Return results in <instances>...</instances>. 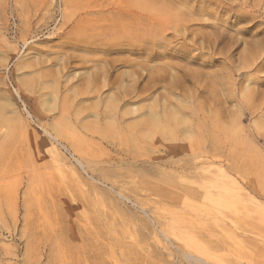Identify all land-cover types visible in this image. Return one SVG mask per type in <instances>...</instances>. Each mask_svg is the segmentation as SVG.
Instances as JSON below:
<instances>
[{
    "label": "rangeland",
    "instance_id": "rangeland-1",
    "mask_svg": "<svg viewBox=\"0 0 264 264\" xmlns=\"http://www.w3.org/2000/svg\"><path fill=\"white\" fill-rule=\"evenodd\" d=\"M107 1L0 0V264H264V0Z\"/></svg>",
    "mask_w": 264,
    "mask_h": 264
},
{
    "label": "bare ground",
    "instance_id": "bare-ground-1",
    "mask_svg": "<svg viewBox=\"0 0 264 264\" xmlns=\"http://www.w3.org/2000/svg\"><path fill=\"white\" fill-rule=\"evenodd\" d=\"M106 1H107V0H106ZM112 1H113V0H112ZM112 1H111L110 4H112ZM117 1H118V0H117ZM117 1H115V2H117ZM130 1H131V0H130ZM130 1H129V2H130ZM107 2H108V1H107ZM115 2H114V3H115ZM122 2H123V0H122ZM132 2H133V1H132ZM142 2H143V1H142ZM105 3H106V2H105ZM118 3H119V1H118ZM123 3H125V1H124ZM133 3H135V2H133ZM143 3L145 4V2H143ZM103 4H104V3H103ZM119 4H121V3H119ZM125 4H128V3H125ZM135 4H137V3H135ZM135 4H134V5H135ZM122 5H123V4H122ZM130 5H131V2H130ZM137 5H138V4H137ZM116 6H117V5H116ZM142 6H143V4H142ZM145 6L147 7L148 5L145 4ZM145 6H143V7L146 8ZM105 7H107V6H105ZM114 7H115V5L113 6V8H114ZM107 8H108V7H107ZM118 8H119V7H118ZM151 8H152V7H151ZM97 9H98V7H97ZM115 9H116V8H115ZM115 9H114V10H115ZM110 10H111V9H110ZM124 10H125V9H124ZM142 10H143V9H142ZM147 10H149V8H148ZM102 11H103V10H102ZM150 11H151V9L149 10V12H150ZM115 12H116L115 14H119L118 12L121 13L122 10H121V11H118V10L116 9ZM138 13H139V12H138ZM138 13H137V14H138ZM123 14L126 16V18L128 17V18H130V19L127 18L128 20H126V22H122V21H120L118 24H116V25H117V29H118V30H122V31H123V30H126V29L129 28V27H131V25H132L131 22H130L131 19L134 18L135 16H137V14L134 13V12H132V10H131V11H125V12H123V13L120 14V15L123 16ZM147 14H148V13H147ZM139 15H140V14H139ZM145 17H147V16H145ZM135 18H136V17H135ZM137 18H138V17H137ZM99 20H100V21H103V22L106 23V24L108 23V22H107L105 19H103V18H100ZM132 20H133V19H132ZM148 20H152V18H151V19L148 18ZM153 20H155V19H153ZM175 20H176V19H175ZM109 21H111V20L109 19ZM155 21H156V20H155ZM134 22H135V21H134ZM138 22H139V21H138ZM147 22H148V21H147ZM111 24H112V23H111ZM139 24H140V23H139ZM106 26H107V25H106ZM162 27H163V26H162ZM103 28H104V26H103L101 29H103ZM150 28H151V27H150ZM159 28H160V27H159ZM99 29H100V28H99ZM106 29H107V28H106ZM113 29H115V28H113ZM157 30H158V28H157ZM157 30H156V31H157ZM111 31H112V30H111ZM150 31H151V30H150ZM152 31H153L152 35H153V34L155 35V32H154L155 30H153V28H152ZM109 32H110V31H109ZM119 32H120V31H119ZM160 32H161V30H160ZM162 32H163V31H162ZM150 33H151V32H150ZM157 33H159V31H157ZM109 34H110V33H109ZM120 34H121V33H120ZM122 34H124V33L122 32ZM126 34H127V33H126ZM159 34H160V33H159ZM159 34H156V35L159 36ZM101 35H102V34H101ZM143 35H144V34H143ZM149 35H150V34H149ZM109 36H110V35H109ZM127 36H129V34H127ZM94 37H95V36H94ZM106 37H108V35H105V38H106ZM113 37H114V36H113ZM118 37H119V38H118ZM118 37L116 36L114 39H115V40H119V41H121V42H125L126 44H128V41H133V40H132L133 38H131V36H130V37H124L123 39H121L122 36H118ZM155 37H156V36H155ZM96 38L98 39L99 36H98V37L96 36ZM96 38H95V39H96ZM100 38H101V37H100ZM147 38H150V36L147 37ZM159 38H160V36H159ZM107 39H108V38H107ZM107 39H105V40H107ZM114 39H113V40H114ZM135 39H136V38H135ZM152 39H153V38H152ZM110 40H111V38H110ZM143 40H144V39H143ZM147 40H148V39H147ZM103 41H104V39H103ZM134 41H135V40H134ZM134 41H133V42H134ZM133 42H132V44H133ZM112 43H115V42H112ZM123 44H124V43H123ZM129 44H130V43H129ZM115 45H116V44H115ZM119 46H120V45H119ZM126 48H127V47H126ZM109 52H110V51H109ZM104 53H105V52H104ZM115 63H116V62H115ZM129 63H130V62H129ZM132 64H133V63H132ZM107 65H109V64H107ZM119 65H120V64H119ZM127 65H128V64H127ZM107 68H109V67L107 66ZM107 68H106V66H104V67L101 66V69L99 70V72H101V74H102V73L104 74V73L107 71V70H106ZM108 72H109V71H108ZM97 73H98V72H97ZM108 74H110V73H108ZM97 75H98V74H97ZM106 75H107V74H106ZM137 75H138V74H137ZM148 75H149V74H148ZM148 75H147V77H148ZM150 75H151V77L147 78V79H149L147 85L150 84V81H151V82H154L155 80H156V81H159V79H160L159 76L157 77L158 79H156V78L154 77L153 73H151ZM152 75H153V77H152ZM95 77H96V74H95V75H91V76H89L87 79H85V80L83 81V82H84L83 84H84L87 88H88L89 86H90V88H91V86H92L94 80H96ZM106 77H107V76H106ZM106 77H105V78H106ZM126 77L131 78L132 81H135V82L138 83V81L135 80L136 78H135L134 71H132V73H130V75H128V76H126ZM136 77H137V76H136ZM105 78H104V81H105ZM120 78H121V77H120ZM137 78H138V77H137ZM161 78H162V77H161ZM121 80H122V79H121ZM112 81H113V83L110 82V83H111V85H110L111 88H114V86H116V85L118 86L119 83H118V84H117V83H114L115 78H114ZM159 82H160V81H159ZM121 83H122V82H121ZM103 84H104V82H103ZM106 84H107V83H106ZM95 85H96V84H95ZM95 85H94V86H95ZM134 85H135V84H134ZM134 85H133V86H134ZM154 85H155V84H154ZM117 86H116V87H117ZM119 86H120V85H119ZM137 86H138V84L136 85V88H137ZM103 87H104V86H103ZM105 87H106V85H105ZM129 87H130V86H129ZM144 87H145V86H144ZM151 87H153V86L151 85ZM90 88H89V89H90ZM131 88H132V87H131ZM116 89H117V88H116ZM142 89H147V87H146V88H143V87H142ZM126 90H127V89H126V86H125V91H126ZM134 90H135V86H134V87L132 88V90L129 91V92H135L136 90H135V91H134ZM125 91H124V92H125ZM121 92H122V91H121ZM133 111H134V110H133ZM133 111H132V113H133ZM148 111H149V112H147V114H146L147 116H146L145 119H146L147 121L150 120V121L153 123L152 120H153L154 118L156 119V117L153 115L152 110L150 111V109H149ZM154 114H155V113H154ZM155 115H156V114H155ZM155 119H154V120H155ZM146 120H145V121H146ZM147 121H146V122H147ZM150 121H149V122H150ZM155 121H156V120H155ZM151 122H150V123H151ZM221 179H222L221 181H224V180H225V182H222V185L226 184V181H227L230 185H236L235 180L229 178L228 176H224V177H222ZM223 179H224V180H223ZM216 183H217V182H216ZM220 183H221V182H220ZM223 183H224V184H223ZM218 186H219V185H218ZM220 186H221V185H220ZM224 186H225V185H224ZM219 189H220V188H219ZM237 191L240 192L239 195H238V197H237V198H238L237 200H238V201H241V198H242V197H241L242 189L239 187V188L237 189ZM237 191H236V192H237ZM236 194H237V193H236ZM242 194H243V193H242ZM236 196H237V195H236Z\"/></svg>",
    "mask_w": 264,
    "mask_h": 264
}]
</instances>
